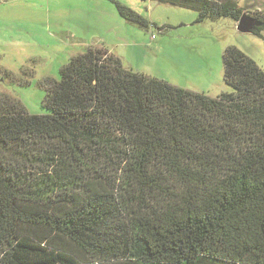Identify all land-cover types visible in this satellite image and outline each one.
<instances>
[{
	"label": "trees",
	"instance_id": "trees-1",
	"mask_svg": "<svg viewBox=\"0 0 264 264\" xmlns=\"http://www.w3.org/2000/svg\"><path fill=\"white\" fill-rule=\"evenodd\" d=\"M140 1L196 23L247 14L237 0ZM250 17L261 37L264 14ZM222 66L232 92L210 98L88 48L38 83L48 114L0 92V264H264V73L233 46Z\"/></svg>",
	"mask_w": 264,
	"mask_h": 264
},
{
	"label": "rangeland",
	"instance_id": "rangeland-1",
	"mask_svg": "<svg viewBox=\"0 0 264 264\" xmlns=\"http://www.w3.org/2000/svg\"><path fill=\"white\" fill-rule=\"evenodd\" d=\"M113 1L147 20L148 30L122 19L112 0H0V92L29 114L46 115L38 83L59 80V69L88 48L107 50L126 71L210 98L232 92L223 82L226 47L239 49L264 73L263 33H240L230 18L196 23L192 11L151 1ZM237 2L249 17L264 14V0Z\"/></svg>",
	"mask_w": 264,
	"mask_h": 264
},
{
	"label": "water",
	"instance_id": "water-1",
	"mask_svg": "<svg viewBox=\"0 0 264 264\" xmlns=\"http://www.w3.org/2000/svg\"><path fill=\"white\" fill-rule=\"evenodd\" d=\"M260 24L252 19L251 17L244 14L237 21V31L240 33H252L256 28H258Z\"/></svg>",
	"mask_w": 264,
	"mask_h": 264
},
{
	"label": "built area",
	"instance_id": "built-area-1",
	"mask_svg": "<svg viewBox=\"0 0 264 264\" xmlns=\"http://www.w3.org/2000/svg\"><path fill=\"white\" fill-rule=\"evenodd\" d=\"M247 15V14H246Z\"/></svg>",
	"mask_w": 264,
	"mask_h": 264
},
{
	"label": "crops",
	"instance_id": "crops-1",
	"mask_svg": "<svg viewBox=\"0 0 264 264\" xmlns=\"http://www.w3.org/2000/svg\"><path fill=\"white\" fill-rule=\"evenodd\" d=\"M245 9V8H244Z\"/></svg>",
	"mask_w": 264,
	"mask_h": 264
}]
</instances>
